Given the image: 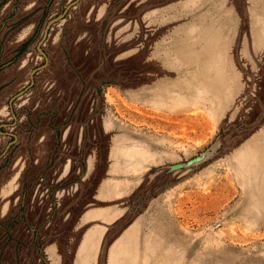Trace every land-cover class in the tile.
I'll list each match as a JSON object with an SVG mask.
<instances>
[{"label": "rangeland", "instance_id": "1", "mask_svg": "<svg viewBox=\"0 0 264 264\" xmlns=\"http://www.w3.org/2000/svg\"><path fill=\"white\" fill-rule=\"evenodd\" d=\"M76 1L0 0V264H264V35L243 0L235 98L180 88L158 17L180 0Z\"/></svg>", "mask_w": 264, "mask_h": 264}, {"label": "crops", "instance_id": "2", "mask_svg": "<svg viewBox=\"0 0 264 264\" xmlns=\"http://www.w3.org/2000/svg\"><path fill=\"white\" fill-rule=\"evenodd\" d=\"M243 2L250 23L249 33L264 35V0ZM236 14H239L236 0H180L178 11L170 10L163 16L155 15L166 22H178L169 39L178 44L180 64L175 79L181 89L188 81L199 78L212 84L221 80L225 84L223 90L226 91V97L235 98ZM254 40V43H250V50L255 51L256 55L264 54V37ZM168 239L165 240V249L173 253V256L178 248L180 253L186 252V241H182V237L179 241L173 236ZM96 240L94 235L87 234L84 250L91 251ZM177 243L180 245L177 246ZM112 249L110 247L108 250L107 258L112 257ZM93 256L91 258L94 260ZM183 260L179 264H187L186 258Z\"/></svg>", "mask_w": 264, "mask_h": 264}, {"label": "water", "instance_id": "3", "mask_svg": "<svg viewBox=\"0 0 264 264\" xmlns=\"http://www.w3.org/2000/svg\"><path fill=\"white\" fill-rule=\"evenodd\" d=\"M78 1V0H77ZM76 1V2H77ZM76 2L75 3H73V4H71V5H69L68 7H67V10L70 8V7H72L73 5H75L76 4Z\"/></svg>", "mask_w": 264, "mask_h": 264}]
</instances>
